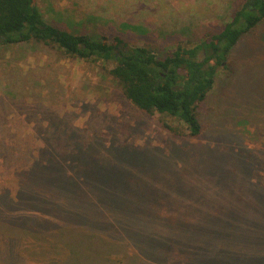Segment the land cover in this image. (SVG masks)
<instances>
[{
	"label": "trees",
	"instance_id": "obj_1",
	"mask_svg": "<svg viewBox=\"0 0 264 264\" xmlns=\"http://www.w3.org/2000/svg\"><path fill=\"white\" fill-rule=\"evenodd\" d=\"M263 20L264 0H248L221 31L191 46L179 43L160 55L151 45H131L119 34L96 38L61 27L45 17L38 0H0V47L42 44L64 57L101 63L133 105L162 115L163 125L173 134L197 137L203 131L199 107L214 87L218 69L228 68L229 55L242 35ZM123 26L138 27L128 22ZM41 81L39 77L34 86L25 83L21 90L5 84V92L12 100L37 101L44 108V89H36L43 87ZM58 83L56 77L54 85ZM60 115L39 134L32 132L45 142L36 143L30 152L24 144L13 148L6 143L24 157L17 161L21 175L14 177L17 198L8 188V195L0 194L5 264H98L120 252L126 264H181V252L195 257L187 264H264L259 256L264 255V218L244 192H207L190 178L182 186L180 227L162 222L138 225L151 199L159 195V180L149 173L158 163L152 160L153 149L119 140L109 144L98 132L74 126L75 114ZM2 133L14 135L10 126ZM146 163L149 167L140 178L135 168ZM212 164L206 172L211 179V170L224 171L221 162L215 168ZM228 177L221 173L217 181ZM163 202L161 215L172 211L174 200L166 197ZM111 207L122 214L120 224H115ZM206 217L218 223L206 227ZM226 218L230 224H220ZM33 257L37 260H30Z\"/></svg>",
	"mask_w": 264,
	"mask_h": 264
},
{
	"label": "rangeland",
	"instance_id": "obj_2",
	"mask_svg": "<svg viewBox=\"0 0 264 264\" xmlns=\"http://www.w3.org/2000/svg\"><path fill=\"white\" fill-rule=\"evenodd\" d=\"M247 1L38 0V5L48 20L61 27L96 38L119 34L131 45L146 43L162 55L179 43L191 46L221 31ZM125 22L138 27H124ZM103 67L101 63L64 57L42 44L0 47L1 195H8V188L17 198L18 184L14 177L21 175L17 161L24 157L21 151H16L18 148H6V143L11 142L13 148L24 144L30 152L36 143L45 142L40 135L35 139L32 132L39 134L41 129L50 126L59 112L60 116L73 113L74 126L89 128L91 134L98 132L109 144L119 140L132 147L153 149L152 160L158 163H153L149 173L159 180L155 189L159 195L151 199L138 225L162 222L180 227L181 192L185 189L182 186L190 178L207 192H244L250 206L257 207L260 212L256 213L264 218V20L242 35L229 55L228 68L218 69L215 85L199 107L203 131L197 137L175 135L163 125L162 115L147 113L133 105ZM39 77L44 88L37 86L36 89H44L45 99L41 101L44 108L37 101L12 100L5 92V84L21 90L27 86L25 83L34 86ZM56 77L58 85H54ZM167 119L182 125L174 118L167 116ZM7 126L14 135H3ZM20 131L30 136L23 138L25 135ZM219 162L229 176L220 182L217 178L224 173L213 167ZM209 163H213L211 167L216 171L211 170L215 174L212 179L206 175ZM146 167L149 164H139L135 174L141 178ZM166 197L174 200L172 211L161 215L160 207L164 206ZM110 211L116 216L115 224H120L122 214H117L116 207ZM4 213L0 209V215ZM159 217L162 219L158 220ZM226 219L220 224H230L229 218ZM211 222L218 223L215 218L210 221L206 217L203 224L210 227ZM260 250L264 252V245ZM110 257L114 259H99L98 264L127 263L121 252ZM177 257L181 258V264L195 259L184 252ZM6 259V242L0 234V264L7 263ZM260 260L264 263V258Z\"/></svg>",
	"mask_w": 264,
	"mask_h": 264
}]
</instances>
